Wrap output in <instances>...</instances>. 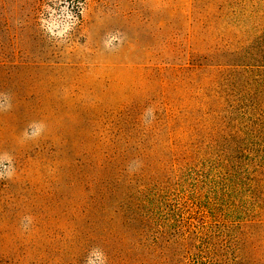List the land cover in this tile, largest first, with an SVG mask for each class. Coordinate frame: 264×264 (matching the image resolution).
<instances>
[{"label": "rangeland", "instance_id": "374dc122", "mask_svg": "<svg viewBox=\"0 0 264 264\" xmlns=\"http://www.w3.org/2000/svg\"><path fill=\"white\" fill-rule=\"evenodd\" d=\"M0 264H264V0H0Z\"/></svg>", "mask_w": 264, "mask_h": 264}]
</instances>
